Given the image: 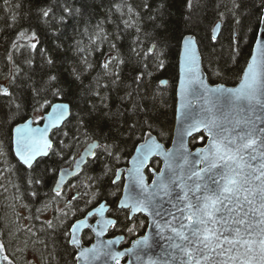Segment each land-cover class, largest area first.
<instances>
[{"label": "snow or ice", "instance_id": "obj_1", "mask_svg": "<svg viewBox=\"0 0 264 264\" xmlns=\"http://www.w3.org/2000/svg\"><path fill=\"white\" fill-rule=\"evenodd\" d=\"M205 6L202 0H112L103 21L77 33L76 59L66 73L57 25L67 27L81 10L51 0L36 9V26L21 28L0 53L8 68L0 72V163L7 144L32 197L51 183L52 199L62 207L41 223L63 233L71 264L101 257L105 264H159L149 257L150 233L120 247L125 233L143 227L136 223L140 215L166 240L171 264H264V0H222L207 36L198 38L193 29ZM181 27L178 140L165 148L152 134L144 80L152 75L149 62L165 67L169 37ZM42 35L51 36V48L41 47ZM204 39L222 52L227 47L222 66L212 69L217 79L249 49L234 87L206 82L197 54ZM29 109L42 114L25 119ZM77 148L71 171L46 163ZM154 159L163 161L159 170ZM86 232L95 239L90 246ZM0 259L13 264L6 255Z\"/></svg>", "mask_w": 264, "mask_h": 264}, {"label": "trees", "instance_id": "obj_2", "mask_svg": "<svg viewBox=\"0 0 264 264\" xmlns=\"http://www.w3.org/2000/svg\"><path fill=\"white\" fill-rule=\"evenodd\" d=\"M51 0H0V53H4L6 47L10 46L12 39H15L16 32L21 28H28L30 23L32 27H35L36 21V9L49 4ZM112 0H67V5L74 9L79 8L80 14H76L71 19V23L67 27L63 25H57L59 29L58 35L60 40L57 43L63 42L64 49L67 51H61L59 55L65 58V70L66 73H70L75 62L74 57V41L77 37V33L85 28H93L98 22H101L108 15V10ZM130 3L138 5L142 3V0H129ZM222 0H202V4L206 5L203 11L199 12L200 16L199 24L193 29L198 38H205L207 36V29L211 22L215 21L214 15L215 6L221 3ZM61 5L65 3V0H60ZM59 11V9L57 10ZM172 11L175 13L176 9ZM13 16L16 17L15 22ZM206 17V19H205ZM111 19V17H109ZM108 30H112V26H107ZM183 31L181 27L175 34V36L169 37V44L166 48V55L163 57L165 67L157 70L151 62H149V72L151 76H146L144 80V86L147 89L146 100L148 107L153 116V133L159 138L160 141L167 143L170 141L171 123L172 117L175 112V90L178 78V57H179V44L178 39L180 32ZM224 35H228L227 32ZM251 35V34H250ZM41 39L43 43L41 47H52V38L50 35H42ZM226 45V41H224ZM204 45H207L206 47ZM204 45H199L203 68L207 74V77L211 83H224L227 85H234L240 79L242 69L245 67L246 60L248 58V48H244L237 63H229L230 71L226 73L223 79H217L212 72L219 62L220 66L223 64V57L227 55V47L224 51H221L220 45H212L211 41L204 39ZM106 50V49H105ZM211 62V63H210ZM126 73H131V69H126ZM0 72L7 73L8 68L5 67L4 62L0 60ZM167 79L168 83L165 86L159 84L161 79ZM3 82V81H0ZM88 83L87 80L84 81ZM78 89L73 86L72 92L75 93ZM144 92V88L141 89ZM74 96L69 95L68 100H73ZM40 112H33L30 109L26 113L25 119L29 117H35ZM22 122V121H21ZM165 128L167 129V135L164 134ZM147 129H145L146 131ZM80 150L77 148L74 152L68 153L64 160H60L56 157H52L47 160L46 163L54 165L58 170L63 165H66L72 161L71 157ZM5 151L10 161L4 166L0 163V171L8 169V173L16 171V159L10 146L6 144ZM158 159L153 160V164L157 165ZM91 174V173H89ZM22 173H19L20 187L19 191L11 188L12 183H5L0 185V229L3 228L4 219L8 218L10 224L17 229V236H26L29 229L32 230V235L40 236L34 243L29 241L28 243L34 247V244L39 245L41 253L38 254L39 258L44 260L46 253H51L62 257L64 264H71L66 253L64 252V236L60 230L52 231L45 230L42 221H45L46 215L51 214V219L57 215V209L62 207V201L54 200L52 197L54 193H50L49 189L52 186L51 183L43 188L39 189V198H34L30 195L33 189L29 188L24 180L21 179ZM11 191L10 196L7 193ZM47 193V195H46ZM4 194V196H3ZM21 194V195H18ZM46 205V208L40 213H37V209ZM7 215V217H6ZM39 216V219H35ZM50 219V220H51ZM1 239V237H0ZM2 240V239H1ZM3 241V240H2ZM4 243V241H3ZM16 243V242H15ZM25 243L14 248V253L7 254L18 264L17 256L23 258L27 264H32V251L29 249L30 245ZM5 245V243H4ZM45 245V247H44ZM6 249V247H5ZM59 253V254H58ZM17 255V256H16ZM52 261V260H51Z\"/></svg>", "mask_w": 264, "mask_h": 264}, {"label": "rangeland", "instance_id": "obj_3", "mask_svg": "<svg viewBox=\"0 0 264 264\" xmlns=\"http://www.w3.org/2000/svg\"><path fill=\"white\" fill-rule=\"evenodd\" d=\"M41 114L42 113L40 112L38 115H36L34 117V120L38 116H40ZM173 123H174V115L172 117V123H171V129H170L171 130L170 131L171 135H172ZM164 134L167 135V129L166 128L164 130ZM8 157L9 156L6 155L4 158H2L4 161H6V162H3L4 166L10 161V159ZM153 166H155L157 169L159 168V167H157L158 165L153 164ZM0 173H2V174H0V185L3 186L5 183L10 182V183H12L11 188L16 190V192H18L19 191V187H20L19 173L17 171H12V173L11 172L8 173V170L5 171V169H4L3 172L0 171ZM11 193L12 192L9 191L7 193V196H10ZM18 195H21V194H18ZM3 196H4V194H3ZM6 217H7V215H6ZM17 235H18L17 229L10 224V221L8 220V218H5L4 219L3 228L0 229V237L4 241L5 247H6V250H7L8 253H11V252L14 253V248L16 249L22 243L23 244H25V243L29 244L28 243L29 241H32V243H34V241H36V240H33V238H32V236H35L34 234L32 235V230L29 231L26 234V236H17ZM40 247H39V245H37V244L35 245L34 244V247L32 245H30L29 249L33 250L36 253H41V248ZM44 247H45V245H44ZM33 251H32V253H34ZM45 255L46 256L44 257L45 258L44 260L50 262V264H64V262H63L64 260H62V257H60V256L56 257V255L54 256V255H52L49 252L46 253ZM16 262L18 264H27V262L23 258H21L19 256H17V261Z\"/></svg>", "mask_w": 264, "mask_h": 264}, {"label": "water", "instance_id": "obj_4", "mask_svg": "<svg viewBox=\"0 0 264 264\" xmlns=\"http://www.w3.org/2000/svg\"><path fill=\"white\" fill-rule=\"evenodd\" d=\"M197 54L200 58V61H201V68L203 70V73L205 75V78H206V82L209 83L210 85L212 86H215L216 84H221V83H211L207 77V74L203 68V64H202V57H201V53H200V49H199V45H198V48H197ZM180 72H181V68H180V50H179V57H178V78H177V84H176V89L178 87V84H179V77H180ZM242 75V74H241ZM161 80H166L165 78L161 79ZM239 81V80H238ZM224 84V83H223ZM226 87H234V85H227L225 84ZM177 104H178V99H177V96H176V90H175V112H174V123H173V129H172V136H171V142L169 144V146H166L163 142H161L158 137L152 132V134L154 136L157 137V139L159 140V142L164 145L165 148H172V147H176L177 145L173 143L174 140H178V124H177V120H176V107H177ZM32 118V117H31ZM33 119V118H32ZM35 126V125H34ZM42 126V124L40 125ZM147 131V130H146ZM14 153V152H13ZM163 167V161L160 160V168ZM61 169H68L69 171L72 170V167H69V166H65V167H62ZM72 177L71 176H65L64 179L65 181H68L69 179H71ZM148 219V218H147ZM145 233H150L151 234V240H150V243H153V247L149 253V257L153 260H156L159 262V264H171L170 261L167 260V257H166V252H165V249L167 248V244H166V240L163 239L161 236L159 235H156L155 234V230L154 229H151L149 227H147L146 229V232ZM105 239H107L105 237ZM95 242V239L93 241V243ZM0 243H3V241L0 239ZM4 244V243H3ZM90 246V245H89ZM131 247V245L129 246ZM6 255L9 260H11L13 262V264H16L14 262V260L7 254L6 252V249L3 253H0V256H4ZM147 259V258H146ZM0 264H7L6 261H4L3 259H0ZM96 264H105L104 262V259L103 257H101V259L99 261L96 262Z\"/></svg>", "mask_w": 264, "mask_h": 264}, {"label": "flooded vegetation", "instance_id": "obj_5", "mask_svg": "<svg viewBox=\"0 0 264 264\" xmlns=\"http://www.w3.org/2000/svg\"><path fill=\"white\" fill-rule=\"evenodd\" d=\"M166 85V84H165ZM165 85H162V86H165ZM33 118V117H32ZM34 120V118H33ZM173 129V128H172ZM172 136V135H171ZM159 139V138H158ZM171 139L170 138V141H168L167 143H164L166 146H169L170 142H171ZM162 142V141H161ZM81 150V149H80ZM78 150V151H80ZM14 154V153H13ZM159 163L157 164L160 168V160H158ZM73 165V160L66 164V165H63L62 167H65V166H69V167H72ZM61 167V168H62ZM59 168V169H61ZM159 168L157 170H159ZM69 184H72V183H77L76 179L75 178H71L68 180ZM69 189L66 188L65 189V192H67ZM51 214L52 212H50V214L46 215L45 219L44 220H50L51 219ZM140 221H143L144 222V225L143 227H138L137 229V234L136 235H133V236H128L126 233L124 234L125 235V241L121 243L120 247L123 248V247H129L131 244H130V241L132 239H135L137 238V236L139 235H144L145 232H146V229L148 227V219L146 216H143V215H140L136 218V223L137 225L140 224ZM40 236H32L33 240H37V238H39ZM106 238H111V235L109 237H106ZM94 241V237H92V235L90 233H85L84 236H83V242L85 243V246H89L91 243H93ZM34 252V251H33ZM32 264H50V262L46 261V260H42L39 258L38 254L36 255V252L32 253Z\"/></svg>", "mask_w": 264, "mask_h": 264}]
</instances>
